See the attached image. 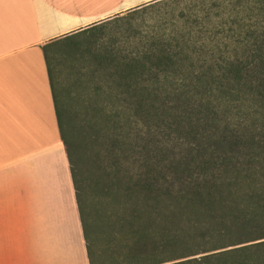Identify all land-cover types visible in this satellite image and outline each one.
I'll return each instance as SVG.
<instances>
[{
    "label": "trees",
    "instance_id": "1",
    "mask_svg": "<svg viewBox=\"0 0 264 264\" xmlns=\"http://www.w3.org/2000/svg\"><path fill=\"white\" fill-rule=\"evenodd\" d=\"M40 50L88 264H264V0H151Z\"/></svg>",
    "mask_w": 264,
    "mask_h": 264
},
{
    "label": "crops",
    "instance_id": "2",
    "mask_svg": "<svg viewBox=\"0 0 264 264\" xmlns=\"http://www.w3.org/2000/svg\"><path fill=\"white\" fill-rule=\"evenodd\" d=\"M151 0H0V264H88L40 46Z\"/></svg>",
    "mask_w": 264,
    "mask_h": 264
},
{
    "label": "rangeland",
    "instance_id": "3",
    "mask_svg": "<svg viewBox=\"0 0 264 264\" xmlns=\"http://www.w3.org/2000/svg\"><path fill=\"white\" fill-rule=\"evenodd\" d=\"M123 12V11H122ZM121 12H118L119 14ZM115 15V14H114ZM111 17V16H110ZM126 20H111L104 24L103 26H98L94 28L95 30L92 31L91 34L97 36L96 44L98 46L100 45H106L108 42L112 41H119V38L122 37V35L125 34L126 26H127ZM132 23V22H131ZM147 23V22H146ZM134 25V23H133ZM86 36L79 37V40H83ZM77 53H72L69 56L64 57H58L54 56L52 57V66H53V76L55 80V84L57 88L62 90L61 92L63 95H66L67 98L64 99L68 103V111H83L80 108H78L75 105V101L73 100L76 87L73 82L74 79L73 76L76 75H82L83 72L81 70L82 63L78 60ZM79 77V76H78ZM82 81V79H80ZM99 80V78H97ZM72 81V82H71ZM63 100V101H64ZM83 116L82 114H78L77 121L82 120Z\"/></svg>",
    "mask_w": 264,
    "mask_h": 264
}]
</instances>
